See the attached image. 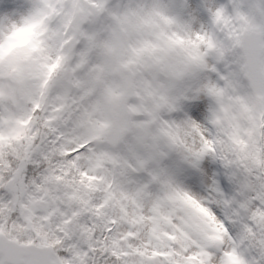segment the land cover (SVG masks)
Returning <instances> with one entry per match:
<instances>
[{
  "label": "snow or ice",
  "instance_id": "snow-or-ice-1",
  "mask_svg": "<svg viewBox=\"0 0 264 264\" xmlns=\"http://www.w3.org/2000/svg\"><path fill=\"white\" fill-rule=\"evenodd\" d=\"M0 264H264V0H0Z\"/></svg>",
  "mask_w": 264,
  "mask_h": 264
}]
</instances>
